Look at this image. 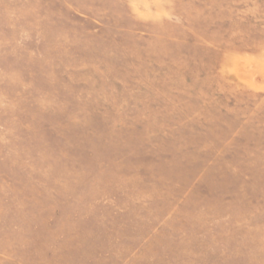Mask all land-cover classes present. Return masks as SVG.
I'll list each match as a JSON object with an SVG mask.
<instances>
[{
  "label": "rangeland",
  "instance_id": "1",
  "mask_svg": "<svg viewBox=\"0 0 264 264\" xmlns=\"http://www.w3.org/2000/svg\"><path fill=\"white\" fill-rule=\"evenodd\" d=\"M0 264H264V0H0Z\"/></svg>",
  "mask_w": 264,
  "mask_h": 264
}]
</instances>
